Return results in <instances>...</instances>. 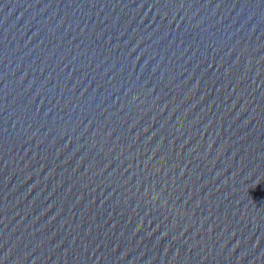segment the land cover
<instances>
[{"label": "water", "instance_id": "1", "mask_svg": "<svg viewBox=\"0 0 264 264\" xmlns=\"http://www.w3.org/2000/svg\"><path fill=\"white\" fill-rule=\"evenodd\" d=\"M0 264H264V0H0Z\"/></svg>", "mask_w": 264, "mask_h": 264}]
</instances>
